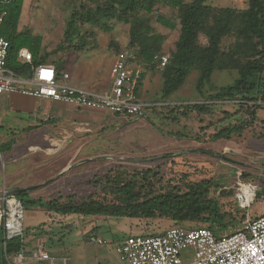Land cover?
Wrapping results in <instances>:
<instances>
[{"label":"rangeland","instance_id":"374dc122","mask_svg":"<svg viewBox=\"0 0 264 264\" xmlns=\"http://www.w3.org/2000/svg\"><path fill=\"white\" fill-rule=\"evenodd\" d=\"M205 3L218 8L244 9L247 0H205ZM22 8L19 27L22 31L41 37L39 57L45 63H59L60 68L68 71L71 79L83 87H93L98 90L107 88L110 84V66L115 54L120 50L132 48L129 46V24L117 19H109L107 26L77 20L66 36L71 14L94 9L95 3L92 0H23ZM144 15L149 20L152 32L164 37L162 43L164 53L174 49L180 28L177 10L157 3L151 13ZM199 40L204 42L205 38L200 36ZM230 42H232L230 38L224 39L223 47L230 45ZM132 63L133 67L144 72L137 92L138 97L144 103H154L145 106L142 114L136 116L119 117L107 111L74 108L68 105L46 109L43 100L29 98L26 101L21 96L19 106H24L21 108L22 112L13 111L10 108L14 106V102L12 103L6 93L1 94L0 107L4 110L0 122V139L14 132L17 135L15 138L19 141L35 142V137L38 138L36 134H42L45 128L50 129V135L57 137L54 135L55 129L51 127H59L64 130L58 137L67 140L69 154H73L72 148L75 147L72 143L79 144L77 160L81 159L83 163L80 172L83 174L84 183L82 185L80 183L78 189H34L19 196L23 204L21 226L23 236L27 240L37 241L41 233L44 242L58 235L59 240L67 243L71 239H81V229L86 232L94 227L95 221H99L102 231L99 237L104 239L106 244L91 243L88 247L93 253L99 251L100 247L104 260L116 263L117 256L111 247V239L115 236L122 238L124 234H158L177 225L185 228L205 225L202 221L176 224L167 218L159 217L107 216L106 220H97L91 215L65 214L62 217L56 213L46 217L45 211L37 203L30 201L35 198L44 200L58 195L69 196L75 203L88 195L99 199L106 196L107 200L113 201V196L102 192L101 187L107 186L110 181L128 180L134 172L144 169H153L158 177H161L160 182H155L154 188L164 186L168 181L172 184H180L183 179L215 180L217 185L208 190V197L218 204L221 213H224L223 222L227 224L225 229L216 233L217 235L232 233L241 228L248 216L254 218L264 212L263 195L254 197L247 209L238 206L235 196L237 181L255 182L259 185V180L264 178V118H260L264 116H258L256 121L253 119L251 124L253 122L254 124L246 128L242 137L224 140L220 144L209 143L198 147L193 145L188 137L199 127L209 124L212 118L207 113L197 114L184 104L207 100V95L211 92L232 84L237 77L236 71L213 72L209 84L200 92L195 86L197 71H193L187 76L184 84L164 102L156 103L155 101L161 100L160 90L163 85L160 69H147L133 60ZM177 104V107H173ZM232 105V103L222 104L237 113L239 108ZM240 108L242 111L245 109ZM49 113L55 118L43 123L42 129L27 130L29 125H25L24 122L40 123ZM14 115L22 117L23 122L18 123L19 125L10 122L9 126L8 123H4L8 122L3 119L4 116ZM236 115L234 118H229L228 124L242 118L240 113ZM202 132L206 133V130L202 128L199 133ZM182 136L185 138L181 139ZM0 158L5 160L2 152ZM21 162L32 165L25 160ZM60 162L62 161L58 163ZM4 163L6 169L4 164L3 171L2 168L0 171V181L2 175L9 170L8 163ZM56 164L50 165L49 162H45L43 166H32V169L22 171L19 180L28 184L37 179L41 180L57 168ZM237 171H240L239 176L233 174ZM221 189H232V191ZM140 190L143 193L147 191V189ZM181 256L184 261L191 259L190 250H182Z\"/></svg>","mask_w":264,"mask_h":264},{"label":"trees","instance_id":"16d2710c","mask_svg":"<svg viewBox=\"0 0 264 264\" xmlns=\"http://www.w3.org/2000/svg\"><path fill=\"white\" fill-rule=\"evenodd\" d=\"M92 1L95 3L94 9L71 14L66 36L77 20L102 26H107L109 19H117L129 24V46L132 47L133 61L139 62L147 69L158 68L161 71L163 78L161 100L155 102H164L184 84L187 76L193 71H197L195 86L199 92L209 84L213 72L236 71L237 77L233 83L211 92L207 95V100L184 104L200 114L207 112L211 107L222 105L220 101L225 99L244 101V103H232V106L239 108V112L237 110L235 113L236 111L233 110L228 113L229 118L240 113L243 119L239 118L238 121L219 128L209 136V140H231L234 137H242L246 128L254 124V122L251 124L253 119L256 121V114L258 112L264 114V0H247L244 9L218 8L206 4L205 0ZM157 3L175 8L178 13L179 35L174 49L168 53L163 51L164 37L152 32L149 20L144 15L151 13ZM22 4L23 0H11L3 6L6 13L0 35L9 42L5 66L21 76L28 77L30 64L17 59L18 49L26 47L32 50L35 55L34 63H44V61L38 55L41 37L17 31ZM200 36L205 38L204 42H200ZM226 38H230L232 42L223 47L222 43ZM162 55H167L168 59L166 64L160 67ZM54 66L58 72L61 71L59 63ZM143 77L144 72L139 71L136 92L139 91ZM177 106L178 104L173 107ZM240 107H244V111ZM255 110L259 111L255 112ZM9 145L10 142H6L0 146ZM160 181L161 177H158L153 169H144L134 172L128 180L110 181V184L101 187L102 192L113 196V201L107 200L106 196L99 199L93 195H88L78 203L69 196L60 195L47 200L37 198L30 201L61 215L159 217L167 218L176 224L202 221L205 223L202 226L211 229L215 234L227 227L223 222L224 213H221L218 204L208 197V190L217 185L215 180L183 179L180 184H172L168 181L164 186L154 188L155 182ZM140 189L147 191L143 193ZM26 193L27 191H20L14 193V196L20 199L19 196ZM21 249H24L23 234L5 240L0 223V264H7L6 254H14Z\"/></svg>","mask_w":264,"mask_h":264},{"label":"built area","instance_id":"2783aa9c","mask_svg":"<svg viewBox=\"0 0 264 264\" xmlns=\"http://www.w3.org/2000/svg\"><path fill=\"white\" fill-rule=\"evenodd\" d=\"M10 1L0 0V27L6 13L3 6ZM8 47V40L0 35V94L18 93L44 98L107 111L119 117L140 115L149 105L142 102L136 92L139 70L133 67L131 49L115 54L110 66L109 88L94 91L72 85L69 72H58L51 63H34V52L26 47L18 49L17 59L30 64V75L24 77L17 74L5 66ZM167 59V55L160 57V67L166 64ZM220 102L244 103L241 99ZM258 186L255 182L235 183V196L240 208L250 206ZM22 210L20 199L5 189L0 190V223L5 240L21 235ZM87 238L99 245L106 243L94 230L87 233ZM184 249L190 250L191 259L183 260L181 252ZM115 251L122 264H264V212L254 218L248 216L241 228L229 234L217 235L204 226L189 229L171 226L158 234H130L115 244ZM28 257L33 258L36 264L41 260H52L42 246L30 255L24 249L6 254L5 260L7 264H23Z\"/></svg>","mask_w":264,"mask_h":264},{"label":"crops","instance_id":"0c3cea01","mask_svg":"<svg viewBox=\"0 0 264 264\" xmlns=\"http://www.w3.org/2000/svg\"><path fill=\"white\" fill-rule=\"evenodd\" d=\"M22 13H23V8L21 10V14H20V17L17 23V31L19 32H25V31H22L19 27L20 20H21L20 18H21ZM0 30H2V27H0ZM61 71H66V70L61 69ZM70 77H71V74H70ZM70 83L74 86L89 89V90H94V91H103L105 89H108L110 86L109 84L107 88L101 89V90H98L93 87L91 88L83 87L82 85H79V83L78 84L75 83L74 80H72L71 78H70ZM6 95H9V98L11 99L12 103L14 102V106L10 108V110H13V111L19 110L21 112H22L21 108H24V106H19L21 105V97L24 98V100L26 101L29 98H33V97L24 96L18 93H6ZM34 99L43 100L44 101L43 104L45 105L46 109L54 108L55 106L59 107L60 105H68L74 108H81V107H75L74 105H71V104L55 102V101H51V100L44 99V98H34ZM150 103L152 105L154 104L153 102H146V104H150ZM22 104H24V101L22 102ZM2 110H4V108L0 107V122L2 121V116H3ZM194 112L197 113L196 111ZM229 112H233V110L229 109L228 107L225 108L222 105L220 106L216 105L214 107H211L207 112H205V114L207 113L211 116L212 120L211 122H209V124L199 127V129L196 130L194 133L190 135L188 134L189 135L188 137L192 141V144L200 147V146H203L209 143L213 144V143L218 142V144H220V142L224 141V139H220V140H215L214 142V141L209 140V136L215 133L219 128L223 127L225 124H228V121H229L228 113ZM37 114L38 113H35V115ZM200 114H203V113H200ZM236 116L237 115L232 116L230 118H234ZM256 116L258 117V116H264V115L263 113L258 112ZM51 118H55V116L49 113V114H46L43 119H41L40 123L32 124L31 122H24V124L29 125V128L27 130H30V131H32L33 129L39 130L44 127L43 123H46V121ZM260 118H264V117H260ZM3 119H6L5 121L8 120V122H4V123H8L7 124L8 126L10 125L9 124L10 122L15 123L16 125H19L18 123H20L21 121L23 122L22 117L18 115H14L10 117L4 116ZM206 126H208L207 128L204 129L206 130V133L204 132L200 134L199 132L201 131L202 127H206ZM51 129H55L54 135H57V137L56 136L53 137L52 134L50 135L49 133L50 129L45 128L42 134H36L38 138L35 137V140H36L35 142H29V140L19 141L15 138L17 137V135H15L14 132H10V136L8 137H3V136L1 137L0 139L1 143L10 142V145L7 147L0 146V148L2 149L0 150V152H2V154H4V157H5V160H2L0 158V171L3 165L5 164L4 162L8 163V168H9L8 172L2 175V181H0V190L5 189L6 191L12 193V190L14 189H21V188L33 187V186H36V187L32 188L31 190H34V189H78L79 184L81 183L82 185L84 183L83 174L80 172L81 167H83V163H81L82 162L81 159L77 160V158H79V155L77 154L79 144L72 143V146H75V147L72 148L74 149L73 154H69L67 151L68 150L67 147L69 146L67 140L61 139L58 137V135H60L64 129H61L59 127H53V126L51 127ZM203 135H206V136H203ZM184 138L185 136L181 137V139H184ZM37 150H41V151L38 152ZM22 160H25L28 163H32V165L30 166L29 164L28 165H26L25 163L23 164L21 162ZM59 161H62V162L58 163ZM45 162H49L50 165L58 163L56 164L57 168L49 172L45 176V178H42L41 180L37 179L36 181L30 184L19 180L22 174V171L28 170V168L32 169V166H35V165H36L35 167H37L38 165L43 166V163ZM69 168L71 169L68 171ZM4 169H6V164L4 165ZM2 171H3V168H2ZM238 173L240 174V171L236 172V176H238ZM263 179L261 178V180L259 181L262 182ZM29 182L31 181L29 180ZM52 198H56V196H52ZM47 199H44V200H47ZM41 209L45 211L46 217H51V215L55 213L53 211H49L44 208H41ZM58 215L63 217V215L61 214H58ZM91 217L97 220H106L107 218V216H98V215H91ZM99 223H100L99 221H95L94 227L90 228L86 232L84 229H81L82 230L81 239L79 238L71 239V240H68L67 243L59 240L58 235H54L53 237H51V239L47 240L46 242H44V240L42 239L41 233L40 235H38L39 239L37 241H31L29 239L27 240L23 236V248L29 255L33 251H35L39 246H42L44 249H46L49 252V254L52 256V260L51 261L41 260L39 264H122L118 258L117 252L115 251V244L122 241L127 235H130V234H124L125 236H123L122 238H116L115 236L113 239H111V247L117 256L118 261L116 263L106 262L104 260L105 259L104 255H101L103 252L100 250L101 249L100 247H99L100 252L97 251L95 253H93L88 247L89 244L94 243L87 239V233L90 230L96 231L98 236L101 237L102 231H101V225ZM94 244H97V243H94ZM23 264H36V262L33 258L28 257V259L24 260Z\"/></svg>","mask_w":264,"mask_h":264},{"label":"water","instance_id":"95a60500","mask_svg":"<svg viewBox=\"0 0 264 264\" xmlns=\"http://www.w3.org/2000/svg\"><path fill=\"white\" fill-rule=\"evenodd\" d=\"M236 175V173H233ZM36 186H33V187H25V188H21V189H14L12 190V193H16V192H19V191H28V190H31L32 188H34ZM264 196V187H261L260 189H258L256 192H255V197H258V196Z\"/></svg>","mask_w":264,"mask_h":264},{"label":"flooded vegetation","instance_id":"af4514ba","mask_svg":"<svg viewBox=\"0 0 264 264\" xmlns=\"http://www.w3.org/2000/svg\"><path fill=\"white\" fill-rule=\"evenodd\" d=\"M263 179V178H262ZM261 187H264V179L262 180V182H260L258 189H260ZM264 197V196H263Z\"/></svg>","mask_w":264,"mask_h":264}]
</instances>
